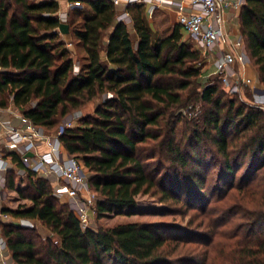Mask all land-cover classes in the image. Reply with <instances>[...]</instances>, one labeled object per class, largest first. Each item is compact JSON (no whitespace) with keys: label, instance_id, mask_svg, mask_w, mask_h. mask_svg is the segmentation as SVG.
<instances>
[{"label":"trees","instance_id":"16d2710c","mask_svg":"<svg viewBox=\"0 0 264 264\" xmlns=\"http://www.w3.org/2000/svg\"><path fill=\"white\" fill-rule=\"evenodd\" d=\"M79 3L61 20L55 0H0V109L13 106L47 135L77 115L60 148L88 174L97 218L132 214L136 198L150 196L166 211L194 210L189 225L203 231L140 223L83 229L46 178L9 154L28 190L15 187L12 173L6 189L31 205L2 213L37 221L51 235L41 241L28 229L0 226L12 263L264 264V112L237 97L223 100L217 83L198 92L201 52L178 24L154 39L138 4ZM122 12L130 24L118 21ZM63 23L83 51L78 70L58 32ZM237 24L264 89V0H244ZM197 102L205 110L179 138L178 112ZM221 228L226 245L213 254Z\"/></svg>","mask_w":264,"mask_h":264},{"label":"built area","instance_id":"2783aa9c","mask_svg":"<svg viewBox=\"0 0 264 264\" xmlns=\"http://www.w3.org/2000/svg\"><path fill=\"white\" fill-rule=\"evenodd\" d=\"M143 1L111 0L117 8L140 4ZM160 2L163 4V1ZM243 3L244 0H177L174 14L181 29L200 46L206 61L213 63V75L223 84H231L232 80L236 82L229 87L228 92L240 97V84L251 85L252 98L241 99L244 103L264 112L263 87L259 84L254 85L250 79L233 71L234 66L245 67L247 56L242 37L238 35L233 39L227 31V22L229 13L238 14ZM77 6H79L77 2L69 4L70 8ZM126 19H128L126 12L118 16V21ZM193 109L194 106H188L181 113L185 116L186 112ZM76 117L77 115L72 116L69 123H63L54 135H47L23 114L10 109H0V147L4 145L12 148L20 162L30 172L63 182L61 194L67 198L82 228L86 229L89 227V213L94 212L96 196L89 190L87 178L78 160L62 154L59 140L63 129L71 127ZM11 119L17 120L16 126L12 125ZM40 145L46 148V152L38 153ZM9 165L7 158L0 152V188L6 184L5 173L9 170ZM0 217L4 220L9 219L7 214L2 213L1 208ZM5 251V242L0 238V264H5L3 256Z\"/></svg>","mask_w":264,"mask_h":264},{"label":"rangeland","instance_id":"374dc122","mask_svg":"<svg viewBox=\"0 0 264 264\" xmlns=\"http://www.w3.org/2000/svg\"><path fill=\"white\" fill-rule=\"evenodd\" d=\"M228 17V22H227V31L230 34V36L234 39L239 35L238 34V24H237V18H235L234 13H229ZM154 18V16H153ZM123 22H126L127 24L129 23L128 20H124ZM177 24L175 14L174 16L172 14H165V16H158L156 19H153L151 23V28L150 30L152 31L154 39H162L168 35L171 34L172 29L174 26ZM183 34V40L188 41V36L187 34L182 30ZM194 49L198 50L201 52V57L203 59V64L201 66V75L198 78V82L200 83V86L198 88V92L202 90L207 85L210 84H218L222 90H223V100L227 98H233L237 97L240 101L243 100H250L252 98V91H251V85H246V84H240L239 90H240V97L238 95H231L228 90L230 86H233L232 84H236L234 80L231 81V84H223L222 81L218 80L217 77L213 75L214 72V66L212 62L206 61V59L202 55V50L200 46L196 43H194L192 40L191 42L188 41ZM67 48L71 50V56L73 57V60L75 61L76 64V70L79 68V59L82 56V52L80 47L71 45L72 43L65 41ZM247 56V55H246ZM233 71L239 73L242 77L250 79L252 83L255 84H260L258 75L256 72L255 67L253 64L249 61L247 57V62L245 67H239V66H234ZM253 85V84H252ZM262 86V85H261ZM242 97V99H241ZM98 102L95 103H90L89 105L84 108L82 111L83 115L85 114H93V110L95 105ZM189 106H194V109L198 111L196 114V111L190 110L189 112H186L185 116L181 113V111H184L186 108L181 109L178 113L181 114V120L177 125L176 128V133L178 134V137L182 135V133L185 130V127L187 126V123H189V120L195 119L199 117L200 115L203 114L204 112V107L201 102L197 103H190ZM8 109V108H7ZM12 111H16L17 113H21L18 109H15L13 107L9 108ZM5 147H0V152L2 154H5ZM12 167V166H11ZM85 176L87 178V184H88V174L86 171L83 169ZM9 173L14 175V185L17 189H20L21 191L27 192L28 190V184L25 179L23 182L24 185L23 187L20 185L19 180L16 179L21 177V173L19 172H14L10 168L8 171ZM6 175V174H5ZM43 177V176H40ZM6 178V177H5ZM46 178V180L49 182L51 185V188L53 190L54 195L57 198V201L61 204L67 203L68 200L66 197H64L61 192L63 191V182H57L53 178ZM88 186V185H87ZM89 188V187H88ZM6 190V191H5ZM1 192V201H0V208H7L10 210H16L19 206H30L31 203L28 200L21 199L16 191H11L6 189V184L4 187L0 188ZM86 191L83 192V195H85ZM137 202V207L134 209V212L132 214H128L126 212L121 213V214H109L105 215L104 217L97 218L96 215L93 212L89 213V227L92 229H97L103 228V229H108L112 228L117 225H123V224H128V223H140V224H162V225H171V226H177L181 228H189L191 230L197 229L200 231H203L202 228H196L195 224L190 226L189 223L191 221V216L194 214V210H186L184 208H181L180 214H177L175 211H166V207L163 205L159 204L156 199L151 198L150 196H138L136 198ZM9 219H2L0 217V226L4 224H12L19 226L24 229H28L30 231H33L37 236H39V239L41 241L45 240L46 238H50L51 235L49 231L41 225V223L37 221H31V220H26V219H14L11 217L10 214H7ZM225 231V229L221 228L218 230H215L216 236L213 237V247L212 250H210L213 254L217 253L222 247H224L225 242L221 241L222 232ZM28 234V233H27ZM0 238L1 237V228H0ZM4 241V239H3ZM5 259H7V256H10L8 251L6 250L3 254Z\"/></svg>","mask_w":264,"mask_h":264},{"label":"crops","instance_id":"0c3cea01","mask_svg":"<svg viewBox=\"0 0 264 264\" xmlns=\"http://www.w3.org/2000/svg\"><path fill=\"white\" fill-rule=\"evenodd\" d=\"M39 1H44V0H39ZM55 1L59 5L58 15H59L60 19L65 20L67 13L70 10L69 4L77 2L80 5L79 2L81 0H74V2H70V0H55ZM161 1H163V4L160 2V0H144L143 2L138 4V5L142 6V9L145 12V19H146L147 24L149 25L150 28H151V23H152L153 19H156L158 16H165V14L167 15L168 13L172 14L174 16V8H175V3L177 0H161ZM123 8L124 7H120L119 10H122ZM153 16H154V18H153ZM237 16H238V14L235 15V18H237ZM126 20H128V19H126ZM128 24H130V23H128ZM129 28H131V27H129ZM131 35H132L133 39H136V36H135L133 30L131 32ZM62 38L64 41L72 43V38L70 35L69 36H62ZM81 52H82V56H83L82 49H81ZM10 107H13V106H10ZM14 112H16V111H14ZM11 123H12V125L16 126L17 120L11 119ZM3 147H5V146L3 145ZM5 149H6L5 154H3V155L5 156V158H7L8 162L10 163L9 169L11 168L13 170V173L14 172L15 173L16 172L21 173L22 176L19 178L16 177V179L19 180L20 185L23 187V185H24L23 182L25 181V179H24L25 174L23 171H21L17 168L16 164L13 163L11 156H9V154H15L16 156H18V155L16 154V152L14 150H12V148L5 147ZM37 151H38V153H44V152H46V148L43 145H40L38 147ZM8 171L5 174H7ZM5 177H6V175H5ZM28 207H30V206H28ZM4 261H5V264H13L12 261L10 260V256H7V259H5Z\"/></svg>","mask_w":264,"mask_h":264},{"label":"water","instance_id":"95a60500","mask_svg":"<svg viewBox=\"0 0 264 264\" xmlns=\"http://www.w3.org/2000/svg\"><path fill=\"white\" fill-rule=\"evenodd\" d=\"M58 32L60 33L61 36H69L70 32H69V28H68V25L66 24H61L58 28ZM72 120V116H69L65 121L64 123H69L70 121ZM29 156H31L29 154Z\"/></svg>","mask_w":264,"mask_h":264}]
</instances>
